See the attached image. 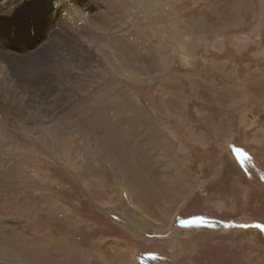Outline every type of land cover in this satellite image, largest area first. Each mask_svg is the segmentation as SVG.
Segmentation results:
<instances>
[{
	"label": "rangeland",
	"instance_id": "obj_1",
	"mask_svg": "<svg viewBox=\"0 0 264 264\" xmlns=\"http://www.w3.org/2000/svg\"><path fill=\"white\" fill-rule=\"evenodd\" d=\"M100 1L66 104L0 94V264H264V0Z\"/></svg>",
	"mask_w": 264,
	"mask_h": 264
},
{
	"label": "bare ground",
	"instance_id": "obj_2",
	"mask_svg": "<svg viewBox=\"0 0 264 264\" xmlns=\"http://www.w3.org/2000/svg\"><path fill=\"white\" fill-rule=\"evenodd\" d=\"M98 1L0 0V94L6 96V93H10L12 82L23 86L20 90L23 100L21 102V111L15 113L17 119L25 122L49 119L52 114L50 108L56 103L58 108H61L72 96L70 89L76 80L72 72L69 71L64 74L63 78L55 77L52 72L53 76L51 79H44L40 67L44 60L52 59L54 61V56L60 55L61 51L63 52L62 55L69 56L71 52L74 53L80 50L81 56L84 48L81 45L78 46L73 42H69L70 38L71 41L73 40L72 38H75L72 35L75 33L73 31L74 28L72 29V24L75 25L82 17L85 19L84 24H88L90 19L85 15V11L80 9V5L86 2L87 6L91 7L92 4L96 3L98 6ZM123 1L127 3V0ZM58 11L64 12L66 17L63 18L61 15V18H55V13ZM57 25L64 26L62 30L64 34L57 35L61 31V28L58 29ZM30 27L35 28V37L31 36ZM12 29H15L14 33L16 35L11 38L10 32ZM56 37L59 39L58 42ZM13 41H17V47H14ZM43 41L46 42L43 43ZM66 42L70 46L61 50V43ZM80 56H78V59H80ZM89 59L88 61L91 60ZM81 61L87 60L81 56ZM49 93L52 94L50 98H48ZM4 104L5 102L1 101L0 109L2 112L0 111V117L10 113L9 109L4 107ZM48 144L50 145L49 142ZM61 153L65 156L68 155L65 154V151ZM67 157L69 158V156Z\"/></svg>",
	"mask_w": 264,
	"mask_h": 264
},
{
	"label": "snow or ice",
	"instance_id": "obj_3",
	"mask_svg": "<svg viewBox=\"0 0 264 264\" xmlns=\"http://www.w3.org/2000/svg\"><path fill=\"white\" fill-rule=\"evenodd\" d=\"M237 151H239V150H237ZM201 219H202V218H197V220H201ZM181 223H187V222L182 221ZM244 227H246V225H245ZM256 227H257V228H260V229H264V225H259V224H257Z\"/></svg>",
	"mask_w": 264,
	"mask_h": 264
}]
</instances>
